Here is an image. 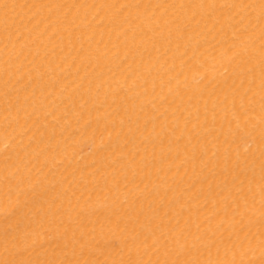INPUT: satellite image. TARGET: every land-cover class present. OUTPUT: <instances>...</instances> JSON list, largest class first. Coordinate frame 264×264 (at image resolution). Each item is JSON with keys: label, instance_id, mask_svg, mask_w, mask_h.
<instances>
[{"label": "bare ground", "instance_id": "obj_1", "mask_svg": "<svg viewBox=\"0 0 264 264\" xmlns=\"http://www.w3.org/2000/svg\"><path fill=\"white\" fill-rule=\"evenodd\" d=\"M0 264H264V0H0Z\"/></svg>", "mask_w": 264, "mask_h": 264}]
</instances>
